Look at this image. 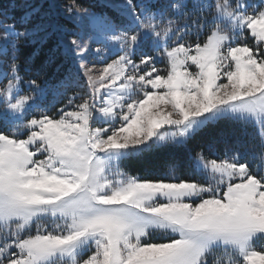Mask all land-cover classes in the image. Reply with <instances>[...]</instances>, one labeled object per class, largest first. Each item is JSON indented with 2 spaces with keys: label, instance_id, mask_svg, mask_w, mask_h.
<instances>
[{
  "label": "snow or ice",
  "instance_id": "snow-or-ice-1",
  "mask_svg": "<svg viewBox=\"0 0 264 264\" xmlns=\"http://www.w3.org/2000/svg\"><path fill=\"white\" fill-rule=\"evenodd\" d=\"M100 7L62 6L70 70L53 84L21 73V49L48 35L39 9L0 7V264H264V0ZM221 121L259 143L197 151L202 179L121 170Z\"/></svg>",
  "mask_w": 264,
  "mask_h": 264
},
{
  "label": "trees",
  "instance_id": "trees-1",
  "mask_svg": "<svg viewBox=\"0 0 264 264\" xmlns=\"http://www.w3.org/2000/svg\"><path fill=\"white\" fill-rule=\"evenodd\" d=\"M68 2L69 0H0V7L7 9L11 15L15 16L31 11V6H35L39 9V14L33 17L32 26L39 28L43 25L48 31L46 37L41 31L36 41L23 47L19 53L21 73L25 79L35 78L41 84L45 82L53 84L62 80L70 70L64 57L57 51L60 39L57 29L67 24L60 12L62 6ZM250 2L260 4L258 0H250ZM77 3L91 12L105 10L100 7L104 3L103 0H77ZM50 5H57V7L52 8ZM190 10L191 4L189 3ZM108 11L110 15H115L111 10ZM181 23H183L182 19ZM68 26L72 25L68 24ZM74 91H83V88L68 89L67 95H72ZM67 95L49 94L45 99V104L49 109H54L66 102ZM258 143L257 132L254 128L221 121L201 130L187 146L155 148L149 152L129 157L121 162V170L141 179L166 178L173 173L180 178L198 179V174L192 169V159L197 151L203 150L205 155L222 157L226 152L230 153L235 149L243 153L246 148Z\"/></svg>",
  "mask_w": 264,
  "mask_h": 264
},
{
  "label": "rangeland",
  "instance_id": "rangeland-1",
  "mask_svg": "<svg viewBox=\"0 0 264 264\" xmlns=\"http://www.w3.org/2000/svg\"><path fill=\"white\" fill-rule=\"evenodd\" d=\"M104 2H106V0H103ZM261 3V0H258ZM99 66V65H98ZM25 91H27V88H25ZM136 156V155H135ZM198 179H202V177H200L198 175ZM163 237H161L159 234H157V236L154 239H162ZM260 245H264V241H257V246Z\"/></svg>",
  "mask_w": 264,
  "mask_h": 264
}]
</instances>
